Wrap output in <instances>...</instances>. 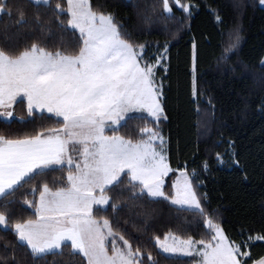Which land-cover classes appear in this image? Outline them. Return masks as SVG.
Masks as SVG:
<instances>
[{
	"label": "trees",
	"instance_id": "16d2710c",
	"mask_svg": "<svg viewBox=\"0 0 264 264\" xmlns=\"http://www.w3.org/2000/svg\"><path fill=\"white\" fill-rule=\"evenodd\" d=\"M186 1L195 6L191 14L173 6L169 18L163 12V0H90L94 11L115 17L126 39L146 44L145 56L160 52L168 44L166 68H158L155 78L162 85L163 116L157 122L140 119L147 117L145 114L132 113L118 132L109 129L106 133L135 141L147 123L163 134L172 169L166 191L170 193L176 171L185 169L205 214L222 227L230 241L245 245L241 252L249 256L242 255L240 259L250 264L264 256V240L255 239L257 235L264 236V8L259 0ZM6 3L5 12L0 13V43L6 49L19 51L36 42L53 52L58 48L70 55L78 52L79 33L63 30L68 20L66 11L59 19L55 15L57 3L66 10V0H50L49 6L32 0ZM21 13L27 23L19 26L16 21ZM234 29L240 32L239 47L230 58L223 59L227 33ZM13 108L22 119L0 117V134L10 138L34 136L62 126V120L52 113L33 111L29 115L25 100H18ZM217 154L223 157L222 164ZM44 183L53 190L66 186L67 166L36 176L0 198V212L7 217V229L0 227V264H87L79 254L71 255L69 243L62 254H50L35 262L30 253L26 255V246H17L12 226L36 218L35 207L29 208L24 201L37 203ZM33 187L37 189L35 193ZM105 195L110 197L109 204L103 208L94 206L93 218L108 219L117 233L116 242L122 246L119 235H123L133 250L140 248L144 264H152L149 254L155 264H195L199 260L195 255L163 253L155 237L162 239L171 233L195 241L211 238L204 217L198 213L180 211L162 198H131L127 175L122 174L121 183ZM113 203L118 204L116 212L111 207ZM110 244L108 241V249Z\"/></svg>",
	"mask_w": 264,
	"mask_h": 264
},
{
	"label": "snow or ice",
	"instance_id": "6c2138e0",
	"mask_svg": "<svg viewBox=\"0 0 264 264\" xmlns=\"http://www.w3.org/2000/svg\"><path fill=\"white\" fill-rule=\"evenodd\" d=\"M33 2L50 5V0ZM66 3V10L56 4L55 15L59 19L66 11L67 26L63 27L60 20L63 30L79 32L76 54H66L59 48L49 51L36 42L11 51L0 43V108L10 109L16 98L22 96L29 115L34 110L46 109L62 118L61 127L34 136L10 138L0 134V198L36 176L63 170L67 165L66 186L53 190L44 183L37 203L24 201L29 208L35 207L36 218L12 226L17 246H26V255L30 253L34 262L50 254H62L70 242L71 255L79 254L87 264H144L140 248L133 250L123 235H119L123 246H117V233L108 219L101 222L93 218L94 206L103 208L109 204L110 197L105 193L120 184L124 174L128 176L131 198L147 197L152 201L162 198L180 211H194L204 217V224L212 233L209 240L199 241L171 233L165 235L164 242L155 237L156 245L164 252L174 256L195 255L200 258L196 264H246V260L238 258L249 256L241 252L245 245L230 241L222 227L205 214L186 172L182 171L173 183L172 194L164 192L163 178L172 169L164 137L156 128L146 123L135 141L121 135H105L109 129L118 132L122 122L130 118L129 113H146L147 117L140 119L157 122L163 116L162 85L156 84L155 69L167 59V42L155 63H150L145 58L146 44L126 39L122 25L116 23L111 13L94 11L90 0H66ZM259 3L264 5V0ZM175 4L185 14H191L190 4H182L180 0H175ZM6 8V0H0V13ZM163 12L169 18L173 15L169 0H163ZM7 15L11 17V9ZM25 23L21 13L16 24ZM7 40L5 37L4 42ZM240 40L239 29L227 33L223 59L230 58ZM195 47L193 44V73ZM193 95H196L195 75ZM12 115L11 111L0 112V116ZM73 152L79 153L78 162L74 161ZM217 161L224 162L219 154ZM204 169H208L207 162ZM36 191L33 187L32 192ZM111 207L113 212L119 210L116 203ZM0 227L7 229L4 212H0ZM109 238H112L111 254L107 247ZM255 239L264 240V236L257 235ZM12 259L15 260L14 253ZM148 261L155 264L150 254ZM259 264H264V260Z\"/></svg>",
	"mask_w": 264,
	"mask_h": 264
},
{
	"label": "rangeland",
	"instance_id": "374dc122",
	"mask_svg": "<svg viewBox=\"0 0 264 264\" xmlns=\"http://www.w3.org/2000/svg\"><path fill=\"white\" fill-rule=\"evenodd\" d=\"M33 1V0H32ZM180 2L182 3V4H190L191 5V12L193 11V9L195 8V6L193 5V4H191V3H189V2H187L186 0H180ZM42 3V2H41ZM169 3H170V6L173 8V6H176V4H175V0H169ZM260 4V3H259ZM177 7V6H176ZM260 7H262V8H264V5H261L260 4ZM79 33V32H78ZM163 50H161L160 52H162ZM160 52H157V53H154V54H152V55H146L145 56V58L150 62V63H155V58H156V56L160 53ZM166 60L167 59H165V60H163L162 62H161V64H159V65H157L156 66V69H155V78H156V71H157V69L158 68H163V69H165L166 68ZM261 62L262 63H264V55H263V57H262V60H261ZM143 63V62H142ZM193 75H194V73H193V66H192V85H193ZM156 80V79H155ZM156 84L157 85H160L159 84V82H157L156 81ZM25 100V102H26V104H27V101H26V99L25 98H23L22 96H20V97H17L16 98V101H15V103L18 101V100ZM14 103V104H15ZM161 103H162V98H161ZM14 104L12 105V107L10 108V109H5V108H0V112H3V111H11L12 113H13V115L11 116V117H4V116H0L1 118H3V119H5V120H10V119H14V118H16V119H22V117H21V115H19L18 113H16L15 112V110H14V108H13V106H14ZM34 111H37V112H42V111H44V112H46L47 110L45 109V110H34ZM134 113H139V112H134ZM130 114H132V113H129L128 114V116L130 115ZM140 114H145V115H147L146 113H140ZM61 120H62V118H60ZM160 133V132H159ZM161 134V133H160ZM105 135H108V136H111V135H109V134H107L106 132H105ZM162 136H163V134H161ZM164 137V140H165V152H166V155H167V142H166V138H165V136H163ZM157 143V146L159 145V141H157L156 142ZM73 158H74V161H76V162H78L81 158H80V156H79V153L78 152H73ZM76 157V158H75ZM167 158H168V156H167ZM223 161H224V159H223ZM169 163V162H168ZM219 164H222V163H220L219 162ZM170 165V164H169ZM67 166V165H66ZM171 168V167H170ZM182 171H184V172H186L187 173V171L185 170V169H181V170H177L176 171V174H175V176L174 177H172L171 178V191H170V193H168L167 191H166V186H167V181H168V177H169V175L171 174V172H172V170L163 178L164 179V192L166 193V194H168V195H170V194H172L173 193V187H172V185H173V183L178 179V177L180 176V173L182 172ZM122 175V174H121ZM187 175H188V177H189V179H190V175L187 173ZM97 195H99V193H97ZM39 201V200H38ZM95 219V218H94ZM101 222H102V220H101ZM161 240V242H164V238H162V239H160ZM108 241H112V238H109V240ZM169 242H171L170 240H169ZM69 244H70V242H68ZM117 243V246L118 247H122V246H120L119 244H118V242H116ZM110 246H112V244H110ZM108 247V246H107ZM199 247V246H198ZM159 249H160V251H162L163 253H165V254H167V255H172V256H174L173 254H171V253H166V252H164L163 251V249L162 248H160V247H158ZM109 250V252H111V249H108ZM175 256H182V255H175Z\"/></svg>",
	"mask_w": 264,
	"mask_h": 264
},
{
	"label": "crops",
	"instance_id": "0c3cea01",
	"mask_svg": "<svg viewBox=\"0 0 264 264\" xmlns=\"http://www.w3.org/2000/svg\"><path fill=\"white\" fill-rule=\"evenodd\" d=\"M46 112H48V111H46ZM49 113V112H48ZM76 158V157H75ZM38 200H39V197H38ZM38 202V201H37ZM123 246V245H122ZM199 246V245H198ZM110 254H111V252H109ZM240 256H242V255H240ZM240 256H238V258L240 259ZM200 259V258H199ZM261 260H264V256L263 257H261V258H259V259H257V260H255V261H253V262H251L250 264H259V262L261 261ZM196 264V263H195Z\"/></svg>",
	"mask_w": 264,
	"mask_h": 264
}]
</instances>
